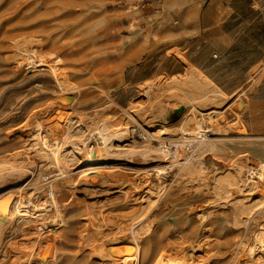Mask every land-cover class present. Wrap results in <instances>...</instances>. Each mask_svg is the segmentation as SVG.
Segmentation results:
<instances>
[{
    "label": "rangeland",
    "instance_id": "rangeland-1",
    "mask_svg": "<svg viewBox=\"0 0 264 264\" xmlns=\"http://www.w3.org/2000/svg\"><path fill=\"white\" fill-rule=\"evenodd\" d=\"M263 4L164 0L157 14L130 0H0V195L35 177L27 189L38 187L34 201L48 199L51 184L66 199L64 222L53 226L54 257L30 261L34 230L8 223L0 226V264H110L104 248L135 246L133 236L138 264L178 247L199 264H244L240 246L264 231ZM54 37L59 52L52 59L78 89L62 92L21 60V46ZM55 114L73 130L129 122L128 133L113 139L105 159L74 162L60 174L32 149L35 121L46 124ZM202 116L214 132L185 135L182 154L161 153L158 127L175 151L183 136L177 129H195ZM248 167L254 174L245 184ZM47 214L50 221L53 210Z\"/></svg>",
    "mask_w": 264,
    "mask_h": 264
},
{
    "label": "bare ground",
    "instance_id": "bare-ground-1",
    "mask_svg": "<svg viewBox=\"0 0 264 264\" xmlns=\"http://www.w3.org/2000/svg\"><path fill=\"white\" fill-rule=\"evenodd\" d=\"M47 27L48 26H46L44 28L45 32L47 31ZM32 32H34V30ZM40 34H42V32H40ZM41 41L39 40V42H41L40 46H35V48H33V49L32 48L27 49V48H25V46L24 47L21 46L22 51H23L20 54L22 57L21 60L24 63H27V66H29L30 68H33V70L35 72H36V70L38 71V69H40L41 75L49 74L52 77V79L54 80L55 84L61 88L62 92L67 91V90H75L77 88V86L72 84L71 75H70V73L69 74L67 73L69 71L65 70L62 67H59L58 64H55V61L53 59H56V57L52 59V55H56L59 52L58 51L59 50V47H58L59 39L54 37V38H52L51 41H48L47 39H44V41H43V39H41ZM61 54L63 55V53H61ZM58 60H60V58ZM63 65H65V63ZM41 68H43V69H41ZM43 70L45 72H42ZM69 98H71V97H69ZM191 100H193V99H191ZM192 102H193L192 108L191 107L190 108L195 110V111L198 110V108H197L198 105L196 106L194 100ZM57 104H59V103H57ZM61 113H65V112H61ZM58 114H60V113H58ZM58 114L53 115L52 119H50L48 121V123H46V124L43 123V121H42L43 118L42 119L40 118V120L38 119L37 121L34 120L36 123H35V125L33 123L34 126L31 129V136H33L32 143L35 146V148H32L34 146H31V148L33 150L35 149L34 152L36 154L35 158L37 157L36 158L37 161H39L41 164L45 163L46 165H48V164L53 165V167L57 168L60 171V174L62 173L64 175H67L68 171L66 169H68V167H70V165L73 164L74 162L75 163L79 162V164H80L83 161H85L86 164L94 165V164L100 162L101 160L105 159L108 156V154L113 152L111 150L113 148V145H112L113 139L116 137H119V138L125 137L126 134L128 133L129 122H124V123L122 122L121 124H118V125L116 124V126L114 128H110L106 122H104V123L101 122V124L96 126V127L92 126V128H88V127L84 126L85 128L79 127V128H77V130L76 129L73 130V127L71 125H68L66 123V125H68V126L64 127L63 125H65V123L64 124L62 123L63 124L62 125L59 122L60 121L59 119L62 116L60 118L58 116H60L62 114H60V115H58ZM191 114L194 115L193 112ZM195 115H196V113H195ZM195 115L193 117H195ZM202 115H204V114H202ZM203 117L204 116H202V118ZM65 118H66V116H65ZM65 118H63V119H65ZM66 119H68V118H66ZM190 119H191V121L189 119L188 120L190 122H192L193 119L192 118H190ZM214 119H216L215 116H214ZM204 120H205L204 118L202 121L197 119L198 124L196 125L195 129H192V130L188 129L187 130L186 128H184V125L177 129L178 133L183 134V136L179 137L178 138L179 141L175 142V145L177 147V148H174V150L176 149L175 151L168 150L166 144L164 143V140H165V137L163 136L164 128L158 127V129L155 130L156 132L154 134H157L158 138L160 137L161 153L163 152V153H165L164 155H168V156H172V157H174V155H172L171 152L182 154L181 148H178V146H179L178 144L179 143L181 144L182 139L184 140V139H186V137L194 136L195 134H196V136L200 135L203 128L205 129V131L207 130V132L216 130L215 125L211 123L212 121L211 122H204ZM235 120H236V118H235ZM189 121L188 122L186 121L187 123L185 126H187ZM228 121H230V120H228ZM183 123H184V120H183ZM185 135H188V136L185 137ZM194 138H197V137H194ZM98 139L101 140V142H102L101 145L97 142ZM208 145H210V144H208ZM153 158H156V157H153ZM10 162H12V161H10ZM16 164H18V162ZM33 164H35V163H33ZM20 165H22V164H20ZM23 165H25V164H23ZM12 166L16 167V165H11V167ZM28 168H30V167H27L26 168L27 171L26 170L25 171H26L27 175H29L28 177L30 178L32 175V171L28 170ZM18 169L20 170L21 167H19ZM151 169H153V171L155 173H157V176H161L162 174H165L163 171L166 170V168H164V167H152ZM259 170H260L259 174L264 175V167L262 166L261 168H259ZM5 171L9 172V176L15 175V174H17V176H18V170L17 169L7 168ZM253 171L254 170L251 167H248V171L246 173L247 178H244V180H243L245 182V184L247 182H250L249 178L253 177L252 176L254 174ZM2 172H4V170ZM37 172H38V170H37ZM37 172H35V173H37ZM256 174H258V172ZM38 175H40V174H38ZM3 176L5 177V175H3ZM255 176L256 175H254V177ZM0 178H1V176H0ZM34 178L35 177H32V179L28 180L23 185H21V186L19 185L18 187L11 189L10 191L8 190L7 193L3 192V194L0 195V226L4 225V224L12 223V224H15L17 227H20L22 230H27V231L34 230L33 237H31V239H29V242L31 243L32 248L29 249L28 253L26 252L25 256L27 255V258L33 262H34V259H37V258L41 259L42 261H48L54 255L53 252H55L54 247H53V237H54V235H57V231H56V228H53V226H56L57 224L64 222L63 221L62 204L66 199L62 198L63 195L60 197V195L53 192L51 198L49 200L46 199L45 201H43V203H39L40 200L34 201L33 198L36 195V191H37L38 187H36L35 188L36 190H34L33 192L31 191V193H28V191H27V189L30 187V185L35 182ZM253 181L255 182V180H253ZM256 182L258 183L259 181L256 180ZM48 185H50V184H48ZM49 187H51L52 191L55 190V185L51 184ZM261 197H262V195H261ZM262 200H263V197H262ZM49 209L53 210V216H52V219H50V221L47 220L49 222L48 223L46 221V219H47V215H48L47 213H48ZM65 223H66V221H65ZM45 229L47 232L44 231ZM260 229L264 230V226L261 225ZM263 232L264 231L254 232V234L251 236V238H249L247 244L244 243L245 245L240 246V250L242 251V255H243L242 257L244 259V264H264V236H263ZM28 234H30V233H28ZM28 238H30V237H28ZM132 240L135 242V246L130 245V244H126L123 246H120V245L119 246H116V245L115 246H109V247L104 248V251H102V254L104 255V257L106 259L109 260L110 264H138V262L141 261L140 243H139L137 236H133ZM31 245L29 244V246H31ZM178 248L174 251H171L170 253H167V254L161 253V255H160L161 257L160 258L158 257L159 259H157V260L155 259L156 255H151L150 257H148V263L149 264H199L200 263L201 260H195L194 256L188 255L187 253H185L184 247H181L179 249ZM164 253H166V252H164ZM147 255H145L144 257H146ZM216 255L218 256V253H216ZM213 256H214V254H213Z\"/></svg>",
    "mask_w": 264,
    "mask_h": 264
},
{
    "label": "built area",
    "instance_id": "built-area-1",
    "mask_svg": "<svg viewBox=\"0 0 264 264\" xmlns=\"http://www.w3.org/2000/svg\"><path fill=\"white\" fill-rule=\"evenodd\" d=\"M164 3V0H130V5L138 10H144L147 7H152V13L159 14L162 10V5ZM262 10L264 12V4L262 5ZM53 194V191L50 188H46V196L48 199L51 198Z\"/></svg>",
    "mask_w": 264,
    "mask_h": 264
},
{
    "label": "water",
    "instance_id": "water-1",
    "mask_svg": "<svg viewBox=\"0 0 264 264\" xmlns=\"http://www.w3.org/2000/svg\"><path fill=\"white\" fill-rule=\"evenodd\" d=\"M182 109H183V108H178V109H176V115H177V116L182 112ZM225 118H226V117H225ZM225 118H223V119H225Z\"/></svg>",
    "mask_w": 264,
    "mask_h": 264
}]
</instances>
